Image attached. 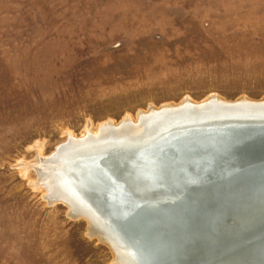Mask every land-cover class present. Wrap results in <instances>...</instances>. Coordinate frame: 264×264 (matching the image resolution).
<instances>
[{
  "label": "rangeland",
  "instance_id": "obj_1",
  "mask_svg": "<svg viewBox=\"0 0 264 264\" xmlns=\"http://www.w3.org/2000/svg\"><path fill=\"white\" fill-rule=\"evenodd\" d=\"M211 94L264 98V0H0V264H117L47 197L40 155Z\"/></svg>",
  "mask_w": 264,
  "mask_h": 264
},
{
  "label": "bare ground",
  "instance_id": "obj_2",
  "mask_svg": "<svg viewBox=\"0 0 264 264\" xmlns=\"http://www.w3.org/2000/svg\"><path fill=\"white\" fill-rule=\"evenodd\" d=\"M258 109H264V98L243 96L227 100L211 94L201 101L185 97L178 103L151 105L147 110L138 111L136 117L127 114L117 122L106 120L97 126L89 122L91 125L86 126L81 136L71 131L51 155L37 158L40 182L47 188L50 201H63L69 205L72 215L88 218L90 233L108 242L117 264H148L146 254H138L136 248L137 243L143 242L150 249L153 264H176L183 258L182 245L186 246V240L175 234L177 228L170 231L160 214L146 202L149 199L162 202L169 195L156 186L159 191L156 197L140 198L143 189L139 186L147 191L148 172L154 160L161 158L163 166L168 169L171 166L173 171L179 164L194 161L199 164L196 169L211 171L209 163L195 160L198 156L194 152L190 154L194 159H189L176 150L166 154V146L184 135H189L185 140L193 145L192 140L207 133L201 131L212 128L206 124L241 127L252 116L264 117V111ZM255 127L258 126L246 124L236 133H216L213 140L235 145L238 141H231L227 135ZM205 159L211 160L207 155ZM134 161L142 163L134 164ZM157 180L159 186L164 185L163 178ZM168 206L169 202L161 206L163 217Z\"/></svg>",
  "mask_w": 264,
  "mask_h": 264
},
{
  "label": "water",
  "instance_id": "obj_3",
  "mask_svg": "<svg viewBox=\"0 0 264 264\" xmlns=\"http://www.w3.org/2000/svg\"><path fill=\"white\" fill-rule=\"evenodd\" d=\"M241 124L261 129L227 135L231 141H238L227 145L213 140L214 135L236 133L243 128L206 124L212 128L201 131L207 133L192 140L193 145L185 140L189 135H184L166 146V154L176 150L189 159H194L190 155L194 152L198 156L195 160L209 163L211 171L196 169L199 164L195 161L179 164L173 171V167L163 166L161 158L154 160L148 172L147 191L139 186L143 189L140 198L156 197L157 188L169 195L162 202H146L160 214L170 231L177 228L175 234L186 240V246L182 245L183 258L176 264H264V128L260 127H264V117L252 116ZM158 137L159 134L154 139ZM205 155L211 160H206ZM158 177L163 178L164 185L159 186ZM167 202L163 217L161 206ZM143 244L137 243L138 254H146L148 264H153L150 249Z\"/></svg>",
  "mask_w": 264,
  "mask_h": 264
}]
</instances>
